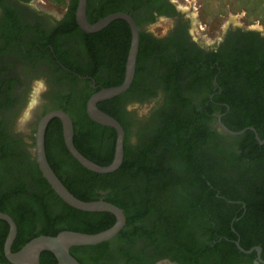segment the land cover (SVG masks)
<instances>
[{
  "label": "flooded vegetation",
  "instance_id": "1",
  "mask_svg": "<svg viewBox=\"0 0 264 264\" xmlns=\"http://www.w3.org/2000/svg\"><path fill=\"white\" fill-rule=\"evenodd\" d=\"M48 3L54 7H47ZM78 5L79 0H0V207L11 211L13 215L5 214L16 225V217L35 215L34 233L41 230L49 214L61 211L44 184L45 178L31 150L36 146L39 121L47 113L61 110L75 126L76 121L83 122L84 114L89 118L87 103L96 92L107 84L125 80L132 41L129 23L116 20L100 32H87L78 23ZM115 13L128 14L138 27L140 45L133 83L139 70L142 74L134 90L115 101L100 102L98 107L102 111L117 112L121 125L129 124L131 133L140 138L153 136L172 117L194 121L198 131L207 133L205 141L198 145L201 159L217 156L220 134L237 138L251 131L257 140L252 130L240 136L227 134L220 127V118L229 129L255 121L256 126L247 128H254L260 137L259 132L264 130V31L230 28L218 43L208 47L192 29V17H185L184 9L171 0L87 2L90 24ZM218 59L223 61V67ZM44 69L53 85L46 94L57 104L43 113L33 139L26 142L10 127L12 111L20 104L25 73L31 75ZM145 103L147 108L139 113L138 107ZM102 132L108 135L107 130ZM131 133L127 135L125 130V147L127 144L136 150L142 143L132 144ZM237 141V150H229L233 159L222 171L225 188L190 190L201 196L187 197L188 201V190L182 188L165 192L140 187L128 190L122 198L126 203L135 209L146 206L145 218L138 226L154 234L153 245L144 235H137L133 245H121L126 249L122 253L117 248L111 250L114 259L109 264H228L230 260L225 261L202 245L218 235L235 245L237 241L241 244V237L234 239L229 234L236 235L235 223L240 221L241 212H248L249 203L264 200V144L257 140L260 148H256L247 139L248 156L241 159L239 142L244 140ZM79 144L90 155L102 154L88 148L86 142ZM45 147L48 161L58 167L64 165L66 171L72 155L65 144L61 120L56 118L49 123ZM213 171V167L208 168L209 174ZM225 193L237 194L242 199L226 202ZM162 219L169 227L181 228L173 232L182 235L192 250H199L197 259L183 253V261L172 260L173 248L157 227ZM9 230V224L0 220V264H11L4 250ZM17 237L12 252H17ZM212 242L210 249L218 245ZM246 255L250 257L239 264H264L263 248L260 257L257 251Z\"/></svg>",
  "mask_w": 264,
  "mask_h": 264
},
{
  "label": "trees",
  "instance_id": "2",
  "mask_svg": "<svg viewBox=\"0 0 264 264\" xmlns=\"http://www.w3.org/2000/svg\"><path fill=\"white\" fill-rule=\"evenodd\" d=\"M218 61L220 63L223 62L220 59ZM220 66L223 67L224 64L222 65L221 63ZM123 72H125V67H123ZM141 74L139 70L135 83H133L129 92L135 89ZM122 83L107 84L105 88L118 86ZM120 97L114 98L113 101ZM219 98L222 100L221 97ZM108 114L115 119H119L118 113L115 111H110ZM82 118L83 122H75V146L84 156L93 162L101 166L111 164L115 156L116 131L110 128H103L101 125L92 122L85 114ZM255 123V121H246L241 126H230V129L241 131L250 125L256 126ZM193 125H195L194 121L188 122L187 120H180L178 118L176 120L174 117L169 118L161 127L156 129L153 136L141 137L142 145L140 148L135 150L126 144L123 165L111 174L91 172L81 166L70 155V164L66 165L68 166L66 171L63 170L64 165L58 167L56 164L49 162L57 176L77 198L83 201L105 200L120 207L126 216V226L112 240L97 246L75 247L71 249V254L80 263L109 264V261L114 259V253L111 250L117 248L122 253L121 251L126 249L120 248L121 245H133L137 235H144L151 241L150 245H153L154 234L146 228L138 226V222H141L145 218L143 210L146 206H144L145 208L141 206L142 208L135 209L132 205L126 203L122 198L126 196L128 190L140 187L165 192L168 189L182 188L188 190V195L185 198H190L191 196H197L190 193V190L193 189L225 188L223 185L225 179L221 178V176L222 171H226L233 159L232 154L229 152L230 149L223 147L219 143L216 149V157L211 156L208 159L199 158L197 153L198 145L205 141L207 133L198 131ZM123 127L127 135H130L131 126L128 124ZM103 130L108 131L107 136L103 135ZM259 134L260 138L264 139V130L260 131ZM241 138L244 140L243 143L239 142L240 149L243 151V155L239 156L241 159H245L248 156L245 144L247 139L252 140L254 147L260 148L258 141L254 138L251 131L246 132L241 137H237L236 140ZM80 142H86L88 148L100 150L102 154L96 156L90 155L80 146ZM0 165L3 166L2 160H0ZM209 167H213L215 170L212 174L208 173ZM62 174L68 178L65 179ZM44 184L50 189L61 211L49 214L48 219L44 221L38 233L33 232L35 215L32 218H29V216L27 218L16 217L18 225V237L15 243L16 251H19L25 244L38 236H56L62 231L97 234L111 228L116 223L115 216L110 213H88L70 207L58 197L46 180H44ZM103 193L105 194L102 195ZM200 196H197L198 199ZM224 196L226 197V202L228 200L236 202L238 199H242L237 194L225 193ZM189 198L186 200L188 201ZM256 201L254 200V202L249 203V210L246 214L240 213L239 217L241 219L234 226L236 235L232 232L229 234V237L234 239L241 237V247L245 250H250L256 246L264 249V200ZM203 202L204 198L202 197L201 203ZM179 206L181 205L179 204ZM0 210L3 213L13 215L10 210L3 209V207H0ZM158 225L157 227L161 230L164 241H167L170 244L169 246L175 251L172 250L170 255L172 260L183 261V253L187 254L186 257L192 254L194 255L192 258L197 259L199 257V250H192V246L183 241L182 235L173 232L174 229L180 230V227H169L164 223L163 219L158 222ZM221 237L219 235L214 236L211 242L204 243L202 247L212 252H217L216 254L221 258L223 256V259L227 262L230 260L228 264H239L250 257V255L240 252L235 244ZM212 241L218 242V245L210 249L211 244L214 243ZM41 264H58V262L52 253L44 252L41 255Z\"/></svg>",
  "mask_w": 264,
  "mask_h": 264
},
{
  "label": "water",
  "instance_id": "3",
  "mask_svg": "<svg viewBox=\"0 0 264 264\" xmlns=\"http://www.w3.org/2000/svg\"><path fill=\"white\" fill-rule=\"evenodd\" d=\"M87 2L88 0H79L77 9L78 23L85 31L90 33L100 32L116 20H126L132 30V41L126 64L124 82L118 86L102 88L96 92L87 103L88 117L93 122L101 126L114 129L117 133L114 159L111 164L107 166H101L84 156L77 149L74 143V123L70 116L61 110L51 111L43 116L39 121L36 132V146L34 153L36 155V161L43 177L62 201L79 211L88 213H110L115 216L116 223L111 228L97 234L62 231L56 236H38L25 244L19 251L12 252V246L18 233L17 225L8 214L0 212V220L7 222L10 226L8 236L4 244V250L6 257L11 264H41V255L44 252L52 253L55 256L58 264H82L71 254L72 248L91 247L108 242L115 238L126 226V217L124 211L120 207L105 200L83 201L72 194L51 167L46 154V131L49 123L53 119L57 118L61 120L63 124V135L68 151L73 156V158L85 169L97 174H111L120 169L124 162L125 130L117 119L102 111L98 107V104L100 102L112 100L118 96H121L131 88L137 70L140 33L132 18L125 13L111 14L99 20L95 24H90L86 15ZM219 124L224 132L232 136H240L246 131L252 130L256 133V138L259 143L264 144V139H260L257 131L254 128L233 131L223 124L221 118L219 119ZM236 245L238 249L245 254H252L254 251H257L259 257L261 255V247H253L250 250H245L241 247L240 241H237ZM261 262L264 263L262 260Z\"/></svg>",
  "mask_w": 264,
  "mask_h": 264
},
{
  "label": "rangeland",
  "instance_id": "4",
  "mask_svg": "<svg viewBox=\"0 0 264 264\" xmlns=\"http://www.w3.org/2000/svg\"><path fill=\"white\" fill-rule=\"evenodd\" d=\"M176 6L181 7L185 11V17H192L191 27L196 34L201 37L199 40L208 47L218 43L224 36L225 32L232 29L248 30L252 29L255 31H264V0H171ZM53 8L54 6H48ZM20 72V70H19ZM22 72V69H21ZM20 72V73H21ZM43 77L47 80L49 90L53 86L49 81L48 73L44 69L42 71L32 73L29 75L25 73L23 80V91L21 96L20 104L13 109L12 118L10 121V127L15 132V121L19 114L20 109L23 107L26 98L27 91L31 81L35 78ZM45 103L37 111L35 119L30 125L31 132L27 137L30 141L33 139L37 123L43 113L56 105L53 99L49 97V94L44 96ZM147 104L138 107V112L141 113L147 108ZM25 138L23 135H20ZM26 139V138H25ZM132 144L142 143L141 138L137 133L132 132L130 137ZM219 142L223 147L228 149L237 150L238 141L236 138H232L228 135L220 134ZM160 264H169L163 262Z\"/></svg>",
  "mask_w": 264,
  "mask_h": 264
},
{
  "label": "clouds",
  "instance_id": "5",
  "mask_svg": "<svg viewBox=\"0 0 264 264\" xmlns=\"http://www.w3.org/2000/svg\"><path fill=\"white\" fill-rule=\"evenodd\" d=\"M48 91V82L43 77L33 79L29 85L26 101L15 121V132L23 135L26 138V142L31 132L30 125L35 119L37 111L45 103L44 96ZM31 150L34 151V149Z\"/></svg>",
  "mask_w": 264,
  "mask_h": 264
}]
</instances>
